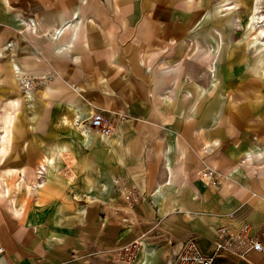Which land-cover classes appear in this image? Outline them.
<instances>
[{
	"label": "crops",
	"instance_id": "obj_1",
	"mask_svg": "<svg viewBox=\"0 0 264 264\" xmlns=\"http://www.w3.org/2000/svg\"><path fill=\"white\" fill-rule=\"evenodd\" d=\"M254 3L252 0L245 4L251 11ZM233 9L236 5L225 9L230 12L221 16L215 6L210 25L216 34L206 29L201 34L209 41L205 43L210 47L206 58L213 78L211 84L217 78L227 27L234 19ZM75 13L79 17L77 7L61 8L52 16L41 12V18L49 17L50 22L41 31L40 20H36L35 36L67 24L56 38L57 43L49 50L45 48L47 52L68 55L78 49L87 28H81V16L78 24L71 21ZM167 22L168 17L162 22L144 18L138 23L154 27ZM14 30H22L17 36L21 35L23 41L30 39L25 22H18L13 16L0 19V47L4 43L12 45L5 52L16 51ZM262 38L257 34L254 41ZM146 41L140 30L133 43L135 48H129L136 52L137 46ZM137 56L130 58L132 69L144 81L140 83H151L149 88L153 85L148 96L141 90L140 95L156 100V108L175 102L174 126L168 127L165 119L163 123L160 118H147L143 110L138 112V128L129 127L123 117L125 94L119 92L120 80L126 79L117 80L112 73L104 84L108 91L101 94L89 88L75 91L66 87L63 80L57 83L62 88L56 85L46 86L45 91L39 89L38 103L50 105L49 113L40 111L42 117L34 124V131H27L24 124L21 143L6 149L8 161L2 168L24 171L22 178L8 175L7 201H2L5 204L0 210V264H126L117 258L116 249L141 236L143 245L136 264H170L188 235H194L200 249L210 254L215 249L218 227L235 231L242 224H248L249 236H258L263 251L248 250L241 257L236 247L221 249L215 264H264V122L261 125L259 120L249 119V129L243 132L241 141L224 148L222 154H212L217 144L213 140H222V134L213 128L212 121L208 123L202 111L205 95L213 88L202 86L205 76L198 75V81H190L191 72L184 66L165 69L145 64ZM22 57L13 54L1 69L9 72L12 58L19 65L24 64ZM263 62L264 57L256 68L260 75ZM201 70L207 72L205 65L200 66L199 74ZM20 93L16 87L0 86V100ZM246 104L255 110L254 103ZM93 109H103L104 117L115 122L114 131L103 140L79 125L80 120L91 116L92 113L87 114ZM193 121L197 124H191ZM201 143L205 145L200 148ZM206 165L221 168L227 178L222 189L206 187L194 175ZM39 166L45 167V173L36 186L32 172ZM129 187L137 196L133 204L123 198Z\"/></svg>",
	"mask_w": 264,
	"mask_h": 264
},
{
	"label": "rangeland",
	"instance_id": "obj_2",
	"mask_svg": "<svg viewBox=\"0 0 264 264\" xmlns=\"http://www.w3.org/2000/svg\"><path fill=\"white\" fill-rule=\"evenodd\" d=\"M243 1L248 4L252 2V0ZM260 1L255 4L257 12L251 13L242 0H0V19L13 16L16 21L25 22L31 34L29 40L23 41L21 35L17 36L22 30L19 32L14 30L15 43H17L15 52L4 51L12 48L11 44L4 43L0 47V86H13L21 92V95L0 100V210L5 204L3 202L7 201L8 175L17 174L22 178L24 171L2 168L8 161L7 146L21 143L23 125L25 124L27 131H34V124H38V119L42 117L40 111L48 112L51 108L50 105L38 103L39 89L45 91L46 86L52 88L56 85L62 88V85L57 83L63 80L66 87L71 86L75 91L89 88L101 94L108 91L104 84L107 81L106 76L112 73L117 80L121 77L126 79L120 80L119 92L125 94L126 106L123 117L127 118L129 127L138 128V118H140L138 112L143 110H146L144 114L147 113V118L149 116L160 118L163 123L165 119L168 120L165 123L168 127L174 126L173 114L177 112L175 102L162 103L156 108V100H146L140 95L141 90L148 96L153 90V85L149 88L151 83H140L144 81L132 69L130 58L136 54L145 64L149 62L156 67L169 69L172 65L184 66L187 72H191L188 78L190 81H198L199 77L205 76L202 86L207 88L211 85L213 88H210L205 95L207 98L203 102L202 111L208 123L212 121L213 128L216 127V130L222 134V140L217 138L213 140L217 144L212 154H222L224 148L241 141L245 134L243 132L249 129L250 125L247 124L249 119L250 121L257 119L259 120L257 123L262 125L264 122V71L260 75L256 68L261 66L260 60L264 57L262 45L264 36L259 41H254V37L257 34L262 36L257 31L264 29L262 26L264 21L257 24L253 22L255 27L250 23L251 15L254 19L258 16L264 19ZM261 2L264 6V0ZM233 5H236V9H233L235 11L231 10L234 19L227 27L225 34L227 41H224L221 59L217 64V78L211 84L213 78L209 60L206 58L210 47L205 43L209 41L201 34L205 29L210 34H216L210 25L215 6L218 7V15L223 16L230 12L225 9H230ZM74 7L79 9L80 15L78 17L75 13L71 16V21L78 24L82 17L84 24L81 28H87L84 40L77 45L78 49L72 50L68 55L47 52L45 48L49 50L51 45L57 43L56 38L60 36L62 28L67 24L35 36V29H30L28 21H32L35 28L36 20L37 22L40 20V28L43 31L45 26L49 25L50 18L42 19L41 12L52 16L61 8L71 10ZM167 17L166 24H154V27L138 23L144 18H153L154 21L162 22ZM140 30L144 32V41H147L137 46V51L134 52L129 46L135 48L133 43L136 33ZM151 31L153 34L150 36ZM57 32H59L58 35ZM196 36L200 38L194 40ZM13 54L25 57L24 64L19 65L13 58L11 64L15 63L20 72L21 70L26 72L22 73V77L30 85L31 94L28 96L21 87L23 78L22 80L20 76L18 78L11 68L9 72L1 69V65L6 63ZM70 55L74 58L71 59ZM204 65L207 72L204 73L201 70L199 74L200 66ZM143 85L147 86V89ZM180 88L185 90L183 86ZM12 101H14L13 104ZM249 102L255 104L254 111L250 110L251 106L246 104ZM97 111L106 114L103 109H93L87 115ZM87 120H80L82 121L79 123L81 129L83 131L86 129L87 132H92L103 140L106 136H101L87 128ZM191 124H197V121ZM73 125L76 127L75 122ZM202 145L205 143H201L200 148ZM260 145V147L263 146V144ZM208 167L213 168L211 165L203 166L194 171V175ZM38 169L39 167L32 172V181L36 186L41 184L37 175ZM220 169H217L221 179L218 185L213 186L204 182L202 184L206 187L222 189L227 178Z\"/></svg>",
	"mask_w": 264,
	"mask_h": 264
},
{
	"label": "built area",
	"instance_id": "obj_3",
	"mask_svg": "<svg viewBox=\"0 0 264 264\" xmlns=\"http://www.w3.org/2000/svg\"><path fill=\"white\" fill-rule=\"evenodd\" d=\"M21 87L24 92H29V83L23 78ZM114 120L104 117L101 111L94 112L87 120V128L91 131L100 134L101 136H109L114 131ZM78 127V126H77ZM81 128V127H80ZM84 131H88L84 129ZM37 175L41 180L44 176V167L39 166ZM67 171L66 175H69ZM197 177L204 183L209 185H218L221 182L220 174L214 168H204L197 173ZM69 180L72 176H68ZM117 181V180H115ZM123 198L130 204L137 201L134 188H127L123 194ZM248 224H242L239 229L230 231L227 227L221 226L216 229L217 240L215 249L210 254H205L199 247L196 237L192 234L188 235L182 243V246L177 254L171 259L170 264H215L217 252L221 249L236 247L239 256L248 250L263 251L262 243L258 236L251 237L248 235ZM143 236L136 238L128 244H125L116 249V256L119 260L126 264H136V257L143 245ZM3 248L0 246V253Z\"/></svg>",
	"mask_w": 264,
	"mask_h": 264
},
{
	"label": "bare ground",
	"instance_id": "obj_4",
	"mask_svg": "<svg viewBox=\"0 0 264 264\" xmlns=\"http://www.w3.org/2000/svg\"><path fill=\"white\" fill-rule=\"evenodd\" d=\"M259 2V0H255V3L253 4V6L251 7V13L254 11V12H257V7L255 6V4H257ZM260 17L258 16V17H255V19H254V16L253 15H251V20H250V23H251V26H253V27H255L254 26V24H253V22L255 23V24H257V23H259V22H262V21H264V19H262V17L260 18V20H258ZM262 19V20H261ZM28 23H29V25H30V29H35V28H33V23H32V21H28ZM262 26H264V24L262 25ZM260 35H262V36H264V29H261V30H259V31H257ZM58 33L59 32H57L56 34L58 35ZM55 36V35H54ZM12 62V61H11ZM11 66H12V69H13V72H14V74H16L17 75V77L18 76H20V78H21V80H22V72H20V70H19V68L17 67V65L14 63V64H11ZM214 70V69H213ZM19 78V77H18ZM23 92H24V90H23ZM25 93V95L26 96H28V95H30L31 93H28V92H24Z\"/></svg>",
	"mask_w": 264,
	"mask_h": 264
}]
</instances>
